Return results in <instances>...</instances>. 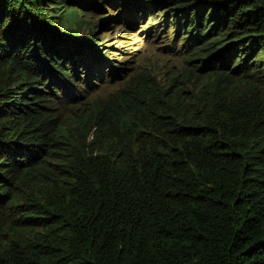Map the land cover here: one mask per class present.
<instances>
[{
    "label": "trees",
    "instance_id": "trees-1",
    "mask_svg": "<svg viewBox=\"0 0 264 264\" xmlns=\"http://www.w3.org/2000/svg\"><path fill=\"white\" fill-rule=\"evenodd\" d=\"M105 6L219 39L101 97ZM0 264H264V0H0Z\"/></svg>",
    "mask_w": 264,
    "mask_h": 264
},
{
    "label": "rangeland",
    "instance_id": "rangeland-1",
    "mask_svg": "<svg viewBox=\"0 0 264 264\" xmlns=\"http://www.w3.org/2000/svg\"><path fill=\"white\" fill-rule=\"evenodd\" d=\"M164 9L166 7H157L154 12ZM120 11H122L120 7L113 9L105 6V10L94 12L95 17L92 21L93 24H97L95 30L99 36L98 40H104V45L99 46L100 51L103 56L108 57L112 65L129 67V73L141 72L160 84L167 83L172 75L187 66L185 59L188 58L187 54L192 50L189 49L186 52L179 48V37L182 34L178 36L173 50L162 48L167 43V39L164 37L166 34L172 39L175 37V33L169 29V25L173 24V21H168V24H165L161 14H158L155 21L149 22L148 19L153 14L150 10L146 13L145 19L138 16V20L135 22L130 20L126 13ZM107 17L109 18L100 22L102 18ZM116 25H121L122 30L114 27ZM105 51L112 52L114 56L106 55ZM119 60L121 64H118ZM192 65H201V61L194 60L189 66ZM107 79H109L108 82L97 85L95 94L107 97L113 88L117 87L110 77Z\"/></svg>",
    "mask_w": 264,
    "mask_h": 264
},
{
    "label": "clouds",
    "instance_id": "clouds-1",
    "mask_svg": "<svg viewBox=\"0 0 264 264\" xmlns=\"http://www.w3.org/2000/svg\"><path fill=\"white\" fill-rule=\"evenodd\" d=\"M108 18H102L100 20V22H103L104 20H106ZM97 26V24H96ZM122 30V29H121ZM177 29L175 31H173L175 33V37L172 39V37L167 39V43L162 47L163 49L165 50H173L175 45H176V41L178 40V36L180 34L181 37H179V41H180V47L182 51H188L189 49H191L193 51V49H197L200 45H204L206 44L207 42H212V41H215L218 38V35L216 33H213V34H210L207 38H200V39H197L198 42L196 44H194L193 46L191 47H183V44L185 43L183 39H181L183 36H192L194 37L193 34H191V32L189 34H186L187 31H178L176 32ZM97 33V32H96ZM98 36V34H97ZM99 37V36H98ZM111 37V36H110ZM196 38V37H195ZM103 46L104 44L99 42V43H96V44H93V47L98 51L99 53V56H100V67H101V72H102V81L101 82H95L96 85L98 84H101V83H105V82H108L109 79H107L108 77H110L112 80H113V77L116 79L120 74H124L126 76H129L131 77V75H134L135 73H138V72H134V73H129V67H126V66H116V65H112L108 59V57H105L103 56L102 52L100 51V47L99 46ZM83 50V49H82ZM92 50V45H89V46H86V54H87V57L89 58V55H90V51ZM81 51V50H80ZM85 51V50H84ZM191 51V52H192ZM190 52V53H191ZM106 55H110V56H114V54L112 52H108V51H105ZM190 53L187 54V57L185 60L189 59L190 58ZM118 59H122V58H118ZM118 64H121V61L119 60L118 61ZM123 69H126V70H123ZM97 88V86L94 88L93 92H95V89ZM85 94V93H84ZM92 93H90L89 95H91ZM68 104H72L69 102V99H68Z\"/></svg>",
    "mask_w": 264,
    "mask_h": 264
}]
</instances>
